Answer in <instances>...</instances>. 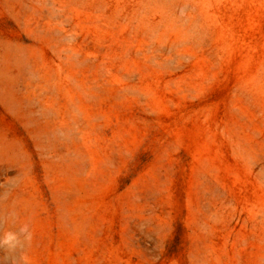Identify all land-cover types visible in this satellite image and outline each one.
<instances>
[{
    "label": "rangeland",
    "instance_id": "374dc122",
    "mask_svg": "<svg viewBox=\"0 0 264 264\" xmlns=\"http://www.w3.org/2000/svg\"><path fill=\"white\" fill-rule=\"evenodd\" d=\"M23 223L17 264H264V0H0Z\"/></svg>",
    "mask_w": 264,
    "mask_h": 264
},
{
    "label": "clouds",
    "instance_id": "9594fccd",
    "mask_svg": "<svg viewBox=\"0 0 264 264\" xmlns=\"http://www.w3.org/2000/svg\"><path fill=\"white\" fill-rule=\"evenodd\" d=\"M31 239L32 231L28 223L21 224L17 231L6 230L0 233V251L4 252V256L0 257V260H3L4 264H17L16 257L9 254L15 253ZM20 260L23 261V264H28L27 256L22 255Z\"/></svg>",
    "mask_w": 264,
    "mask_h": 264
}]
</instances>
